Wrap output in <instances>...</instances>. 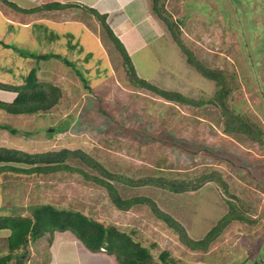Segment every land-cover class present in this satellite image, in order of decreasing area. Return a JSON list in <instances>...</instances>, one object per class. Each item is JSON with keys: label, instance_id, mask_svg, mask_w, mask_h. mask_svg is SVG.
Instances as JSON below:
<instances>
[{"label": "rangeland", "instance_id": "1", "mask_svg": "<svg viewBox=\"0 0 264 264\" xmlns=\"http://www.w3.org/2000/svg\"><path fill=\"white\" fill-rule=\"evenodd\" d=\"M152 2L149 0L150 6ZM161 3L180 29L188 53L177 45L163 21L160 27L165 25L166 32L157 35L147 19L141 25L139 16L137 28L149 39V46L132 55L134 70L127 66L101 19L85 9L77 8L75 15L83 23L45 24L46 32L21 27L20 38L0 18L1 40L11 39L9 47L0 43V82L20 85L36 68L39 80L61 89L59 103L46 112L13 114L0 108V145L28 152L80 149L104 170L79 157L68 158L69 166L108 180L120 199H153L195 240L204 238L233 209V203L239 219L230 220L206 246L194 249L156 217L147 203L122 210L106 186L79 170L23 173L7 168L4 162H0V215H30L35 207L50 203L83 211L133 233L156 259L168 250L172 264H264V142L257 140L264 139V0ZM84 24H90L100 42L90 32H83ZM29 52L57 53L61 58L38 59ZM188 55L223 72L228 88L223 102L255 132L259 129V137L251 138L235 127L226 131L223 108L213 101L216 81L201 74L187 60ZM133 73L193 102L167 100L134 82ZM15 94L0 87V100L12 101ZM212 171L221 175L227 190L213 179L179 193L165 186L133 182L149 176L193 180ZM242 213L258 220L243 221ZM10 232L0 229V257L10 252ZM75 237L71 231L46 233L29 244L25 256L14 257L8 264L38 260L56 264L61 255L71 260L65 264L119 263L115 255L107 253L112 255L108 258L103 252H92Z\"/></svg>", "mask_w": 264, "mask_h": 264}, {"label": "trees", "instance_id": "2", "mask_svg": "<svg viewBox=\"0 0 264 264\" xmlns=\"http://www.w3.org/2000/svg\"><path fill=\"white\" fill-rule=\"evenodd\" d=\"M161 2L162 0H153V11L167 25L175 41L186 53H188V49L183 45L180 39V29L164 13ZM91 10L101 19L107 32L116 45L121 49L127 66H130L132 70H134L133 62L123 43L107 24V16L105 14L98 13L95 9ZM0 43L5 47H9V45L2 40H0ZM24 53H28V51ZM25 55L27 56L28 54ZM30 56L37 57L38 59H49L52 57L61 58V55L57 53H31ZM187 60L206 78L216 81L218 91L214 95L213 101L216 104L221 105V108H223L222 110L226 122V131L235 127L236 129L245 131L251 138H256L257 136L259 137L261 134L259 129L255 132L253 126H251L248 121L244 120L243 117L237 113L230 111L226 107L225 102H223V98L228 94V88L223 82V72L203 66L199 61L195 60L192 55H188ZM66 63L69 62L67 61ZM133 75L134 77L132 80L134 82L143 87H148L157 94L165 97L167 100H180L183 102L191 101L187 97H184L181 93L160 88L146 79L136 76L134 73ZM0 87L17 92L12 101L0 100V108H3L13 114H31L39 113L40 111L46 112L59 103L61 96V89L58 88V86L38 79L36 68H32L29 71L24 83L15 85L12 83L0 82ZM12 132L17 131L16 129H12ZM257 140L262 143L264 142V139L259 138ZM76 157H79L90 165L97 166L104 170V167L97 160H94L90 157V155L80 149H69L65 147L60 150L28 152L23 149L0 145V162L8 163L7 168L10 167L9 169L13 171H21L23 173H47L59 169L74 170L75 168L69 166L66 161L68 158ZM10 163H18L21 165L17 166ZM75 170H79L87 178L89 177L93 181L106 186L110 190L116 206L122 210H128L132 206L136 205V203H147V206L151 208L156 217L163 219L171 229L180 234L181 241L183 243L194 249L206 246L209 240H211L216 234H219L230 220L239 219L238 217L240 216L238 211H236V208H234L233 203V209L228 210V213L219 220L217 225L214 226L204 236V238L195 240L187 234L186 229L179 221H177L172 215L161 210L153 199L146 196L120 199L115 187L108 180L94 176L91 173L89 174L86 171H82L77 168ZM109 175L112 176L111 173ZM211 179L220 180L224 188L226 190L228 189V184L221 178L220 174L214 171L205 172L193 180L190 179L180 181L176 179H167L165 177L149 176L143 180L133 182L138 185L144 181L143 184L165 186L168 189L179 193L197 189ZM242 219L243 221L244 219L247 220L249 223H254L258 220L256 217L251 219L243 213ZM0 229H10L11 231L7 238L10 252L3 257H0V264H8L12 259H14V257L16 260V257L25 256L28 252L27 250L29 244L35 242L46 233L50 232L52 234L55 231L67 230L74 233L90 251H103L115 255L119 264H172V258H170V252L168 250L162 251L159 259H156V256L152 253L151 248L143 244V242L133 235V233H130L116 225H107L104 222L87 215L83 211L64 206L60 207L50 203H45L35 207L30 215H0Z\"/></svg>", "mask_w": 264, "mask_h": 264}, {"label": "crops", "instance_id": "3", "mask_svg": "<svg viewBox=\"0 0 264 264\" xmlns=\"http://www.w3.org/2000/svg\"><path fill=\"white\" fill-rule=\"evenodd\" d=\"M77 8L90 11L93 15L95 14L91 9H95L100 14H105L108 24L123 43L131 60L133 57L132 55L139 51V48H147L149 46V39H146L142 30L137 28V26L140 25V21H137L139 16H142L141 25L143 24V19H147L150 26L157 30V35H161L163 30L166 32L167 29V25L163 22L166 27L163 25V29L161 30L160 21L162 22V20L153 11L152 6L149 4V0H0V18L7 23V27H14L18 31V37L20 38L21 27L32 28L31 31L33 32L37 28L40 31L45 30L46 32V28L52 24L53 26H59L61 23H83V19L75 16L78 13ZM66 11L68 12L65 13ZM38 24H40L39 27H36ZM83 27V32H90L95 36L96 40L100 42L98 34L93 31L90 24H84ZM8 29L10 30V27ZM7 41H11L10 37L9 39L7 38ZM16 41L19 43L17 38ZM59 232L63 231H55L54 234ZM52 245L51 243L50 246L52 247ZM103 253H105L108 258L112 257V255H108L107 252ZM83 256H85V254H83ZM67 261L70 262L71 260H66V255H61L58 257V262L56 264H65ZM32 264H40V261H34Z\"/></svg>", "mask_w": 264, "mask_h": 264}, {"label": "clouds", "instance_id": "4", "mask_svg": "<svg viewBox=\"0 0 264 264\" xmlns=\"http://www.w3.org/2000/svg\"><path fill=\"white\" fill-rule=\"evenodd\" d=\"M15 96H16V94H15ZM14 98H15V97H14ZM14 98H13V99H14ZM9 113H10V112H9ZM21 114H22V113H21Z\"/></svg>", "mask_w": 264, "mask_h": 264}]
</instances>
